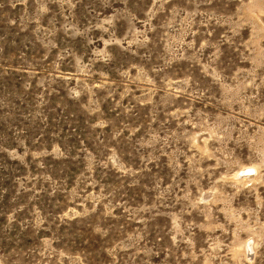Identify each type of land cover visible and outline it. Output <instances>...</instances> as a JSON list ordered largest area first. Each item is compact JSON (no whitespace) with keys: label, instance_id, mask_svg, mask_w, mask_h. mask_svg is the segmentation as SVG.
Listing matches in <instances>:
<instances>
[{"label":"rangeland","instance_id":"374dc122","mask_svg":"<svg viewBox=\"0 0 264 264\" xmlns=\"http://www.w3.org/2000/svg\"><path fill=\"white\" fill-rule=\"evenodd\" d=\"M0 264H264V0H0Z\"/></svg>","mask_w":264,"mask_h":264},{"label":"bare ground","instance_id":"6f19581e","mask_svg":"<svg viewBox=\"0 0 264 264\" xmlns=\"http://www.w3.org/2000/svg\"><path fill=\"white\" fill-rule=\"evenodd\" d=\"M247 174H248L247 172L244 173V175H247ZM250 248H251V247H250ZM249 252H250V251H249ZM251 252H252V251H251Z\"/></svg>","mask_w":264,"mask_h":264}]
</instances>
